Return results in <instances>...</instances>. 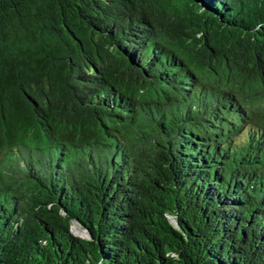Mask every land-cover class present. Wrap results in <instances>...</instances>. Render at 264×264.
Returning <instances> with one entry per match:
<instances>
[{"label":"trees","instance_id":"trees-1","mask_svg":"<svg viewBox=\"0 0 264 264\" xmlns=\"http://www.w3.org/2000/svg\"><path fill=\"white\" fill-rule=\"evenodd\" d=\"M255 86L264 0H0V264H264Z\"/></svg>","mask_w":264,"mask_h":264},{"label":"rangeland","instance_id":"rangeland-1","mask_svg":"<svg viewBox=\"0 0 264 264\" xmlns=\"http://www.w3.org/2000/svg\"><path fill=\"white\" fill-rule=\"evenodd\" d=\"M205 88L209 89L214 88L218 86L217 84L204 82ZM241 105L246 108V112L250 115L251 112H253L257 116L258 119H260V123L264 125V87L263 86H255L254 89L249 90L247 93V96H245L243 99H241ZM74 233L77 235L83 236L84 234L82 231L77 230L75 226Z\"/></svg>","mask_w":264,"mask_h":264},{"label":"water","instance_id":"water-1","mask_svg":"<svg viewBox=\"0 0 264 264\" xmlns=\"http://www.w3.org/2000/svg\"><path fill=\"white\" fill-rule=\"evenodd\" d=\"M74 225H75V223H73ZM79 230V229H78ZM80 231H82V230H80ZM83 232V231H82Z\"/></svg>","mask_w":264,"mask_h":264},{"label":"bare ground","instance_id":"bare-ground-1","mask_svg":"<svg viewBox=\"0 0 264 264\" xmlns=\"http://www.w3.org/2000/svg\"><path fill=\"white\" fill-rule=\"evenodd\" d=\"M74 229V228H73ZM78 230V229H77ZM80 231V230H79Z\"/></svg>","mask_w":264,"mask_h":264}]
</instances>
